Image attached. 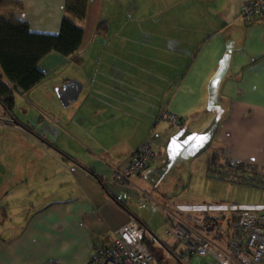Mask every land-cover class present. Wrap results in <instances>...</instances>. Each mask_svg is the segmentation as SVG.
I'll use <instances>...</instances> for the list:
<instances>
[{
	"label": "crops",
	"instance_id": "crops-1",
	"mask_svg": "<svg viewBox=\"0 0 264 264\" xmlns=\"http://www.w3.org/2000/svg\"><path fill=\"white\" fill-rule=\"evenodd\" d=\"M245 1L89 0L75 58L48 53L45 78L15 94L16 107L44 88L43 103L28 98L22 117L14 110L19 122L0 118V264H95L114 231L139 216L137 193L168 208L205 204L191 183L211 176L212 164L232 156L264 166V16L240 18ZM23 2L12 13L32 31L59 32L66 0ZM70 80L82 89L65 106L55 88ZM164 109L185 117L183 128L162 122L153 136ZM151 136L166 153L112 182V166Z\"/></svg>",
	"mask_w": 264,
	"mask_h": 264
},
{
	"label": "built area",
	"instance_id": "built-area-1",
	"mask_svg": "<svg viewBox=\"0 0 264 264\" xmlns=\"http://www.w3.org/2000/svg\"><path fill=\"white\" fill-rule=\"evenodd\" d=\"M240 18L253 22L264 16V0H246ZM5 121L12 122L7 116ZM185 117L168 109L161 111L153 127L164 122L182 129ZM149 137L125 161L111 168V180L125 184L141 174L153 161L166 153L154 137ZM212 178L264 190V166L227 156L209 169ZM147 197L153 200L150 196ZM167 209V233L184 245L182 258L210 256L214 264H264V204L176 205ZM146 228L136 219L116 229L111 244L95 264H161L145 242Z\"/></svg>",
	"mask_w": 264,
	"mask_h": 264
},
{
	"label": "trees",
	"instance_id": "trees-1",
	"mask_svg": "<svg viewBox=\"0 0 264 264\" xmlns=\"http://www.w3.org/2000/svg\"><path fill=\"white\" fill-rule=\"evenodd\" d=\"M88 6L89 0H66L65 15L59 32L44 33L32 31L28 21L17 18L12 13L13 10L20 11L24 8L23 0H0V103L6 113L17 122L19 120L14 115L15 94L31 91L45 78L39 63L48 53L57 51L67 57L75 58L83 42L85 29L82 22L87 15ZM103 24L104 22L99 23L98 29H101ZM30 130L33 131L31 128ZM81 165L98 180L122 208L129 211L124 201L110 193L102 175L84 164ZM133 216L146 228L144 240L152 254L164 264L154 246L157 236L137 215L133 214ZM170 250L174 253V250Z\"/></svg>",
	"mask_w": 264,
	"mask_h": 264
},
{
	"label": "rangeland",
	"instance_id": "rangeland-1",
	"mask_svg": "<svg viewBox=\"0 0 264 264\" xmlns=\"http://www.w3.org/2000/svg\"><path fill=\"white\" fill-rule=\"evenodd\" d=\"M91 23V22H89ZM30 92H27L28 95ZM55 93H57V89L55 88ZM34 98H30L28 95L29 103L33 108H36V104L43 103L42 98L44 95V88L39 89V93H35ZM39 94V95H38ZM43 96V97H42ZM48 96V95H47ZM21 101L15 107V112L22 117L26 108L25 99H20ZM30 107L31 118L33 119L36 116H40V113H37V109H33ZM5 109L0 103V118H3L5 115ZM18 174H22V172H18ZM192 191L195 190V194H200L204 197L203 203L209 204H217V203H232V202H241V203H264V192L259 191L255 188H248L240 185L229 184L228 189L222 188L220 183L212 178L211 176L206 175L205 180L198 179L194 180L192 183ZM20 187V186H19ZM17 189V188H16ZM20 189V188H19ZM138 194L137 200H131L130 204L134 206L139 214V218L147 224V226L152 230L153 233L157 236L155 238L154 246L157 249L158 253L162 257L164 264H214L212 257L210 256H202L195 257L191 259L182 258V252L185 250L184 245L178 244L176 239L172 238L167 233V220L166 213L167 209L164 208L163 205L155 203L154 200H151L147 197V195ZM224 198H222L221 196ZM225 195L227 197H225ZM14 200V199H13ZM27 204V198H19V206L18 209L24 208V205ZM18 205V204H17ZM14 208V205H10L8 208V213L11 215V211ZM27 213V211H26ZM153 235V234H152ZM153 237H155L153 235ZM174 250V253L171 250Z\"/></svg>",
	"mask_w": 264,
	"mask_h": 264
},
{
	"label": "water",
	"instance_id": "water-1",
	"mask_svg": "<svg viewBox=\"0 0 264 264\" xmlns=\"http://www.w3.org/2000/svg\"><path fill=\"white\" fill-rule=\"evenodd\" d=\"M81 89V82L77 80H70L63 86L61 90L58 88L57 92L63 104L68 106L71 100L77 99Z\"/></svg>",
	"mask_w": 264,
	"mask_h": 264
},
{
	"label": "snow or ice",
	"instance_id": "snow-or-ice-1",
	"mask_svg": "<svg viewBox=\"0 0 264 264\" xmlns=\"http://www.w3.org/2000/svg\"><path fill=\"white\" fill-rule=\"evenodd\" d=\"M221 71H223V69H221ZM214 85H215V81H214ZM200 139H201V140H204L205 137H201Z\"/></svg>",
	"mask_w": 264,
	"mask_h": 264
}]
</instances>
